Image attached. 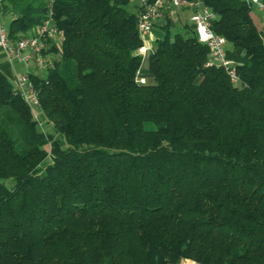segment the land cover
I'll use <instances>...</instances> for the list:
<instances>
[{
	"label": "trees",
	"instance_id": "obj_1",
	"mask_svg": "<svg viewBox=\"0 0 264 264\" xmlns=\"http://www.w3.org/2000/svg\"><path fill=\"white\" fill-rule=\"evenodd\" d=\"M3 0L9 37L64 30L44 130L0 64V264H264V28L202 0L243 84L166 14L140 82L142 0ZM153 2L155 0H144Z\"/></svg>",
	"mask_w": 264,
	"mask_h": 264
},
{
	"label": "built area",
	"instance_id": "obj_2",
	"mask_svg": "<svg viewBox=\"0 0 264 264\" xmlns=\"http://www.w3.org/2000/svg\"><path fill=\"white\" fill-rule=\"evenodd\" d=\"M0 0V50L4 51L12 62L22 63L26 70L16 77L15 91L23 97L30 107L33 117L44 130V116L41 106L40 92L32 78V73L47 70L53 63V56L48 53L53 41H59L64 36V30L59 28L54 21L52 11L44 19L36 32L23 35L17 39L9 37L8 27L1 21L3 12ZM51 1V0H50ZM252 5H257L264 10V0H247ZM143 7L138 17V29L145 39L156 25L157 21L169 14L174 21H178L181 9L192 11L189 20L196 31L198 39L210 48L208 65L223 66L230 75L232 82L243 84L237 71L235 59L228 56V40L225 35L218 33L213 28V21L217 13L202 0H155L147 2L142 0ZM152 49L143 44L139 52L144 56ZM146 82L145 79H139ZM194 264H203L194 261Z\"/></svg>",
	"mask_w": 264,
	"mask_h": 264
},
{
	"label": "crops",
	"instance_id": "obj_3",
	"mask_svg": "<svg viewBox=\"0 0 264 264\" xmlns=\"http://www.w3.org/2000/svg\"><path fill=\"white\" fill-rule=\"evenodd\" d=\"M191 13H192V11L190 9H181L180 10L179 20L175 21V22H177V24H179V25H181L183 23L190 22L189 17L191 15ZM3 16H11V17H13V13L10 10H6V11L3 12L2 17ZM255 18L260 23L259 18L256 17V16H255ZM161 21H162V19L158 20L155 26L160 27V22ZM157 38H158V36L156 35V33L152 29L150 31V33H148L147 37L145 38L144 44L147 45L148 47H150L152 49V51H153L154 48H155L154 47V43H155L154 41ZM15 63L16 62H12V61H10L7 58V56H6L4 51L0 50V64H1V68L8 75V77H9V74L13 73ZM16 77H15V81H16ZM138 79H145L146 82H149V81L153 80V73L150 70L149 65L147 66V68H140V70L138 72ZM178 264H194V261L186 258V259H183L182 261H180Z\"/></svg>",
	"mask_w": 264,
	"mask_h": 264
},
{
	"label": "rangeland",
	"instance_id": "obj_4",
	"mask_svg": "<svg viewBox=\"0 0 264 264\" xmlns=\"http://www.w3.org/2000/svg\"><path fill=\"white\" fill-rule=\"evenodd\" d=\"M140 1L141 0H132L130 2V4H129V8L130 9H134L135 8V5L138 2H140ZM252 12H253V14L256 17L259 18L260 25H261L262 28H264V10H260L257 5H253ZM11 18H12L11 16H3V17H1V21L7 27H9ZM153 31L156 33V35L158 36V38L163 35V30L160 27H158V26H154L153 27ZM158 38L154 41L155 42L154 43V47L156 46V43H157ZM149 53L146 54V55H144L143 62H142V67L141 68H147L148 62H149ZM25 70H26V67L22 63L16 62L15 63V66H14L13 73L12 74H9V78L14 82L15 81V77L17 75H19L21 72L25 71ZM41 73L45 74L46 71L45 70H42Z\"/></svg>",
	"mask_w": 264,
	"mask_h": 264
}]
</instances>
